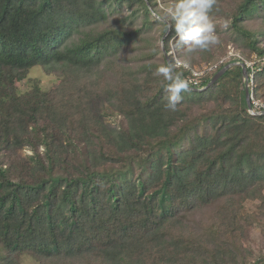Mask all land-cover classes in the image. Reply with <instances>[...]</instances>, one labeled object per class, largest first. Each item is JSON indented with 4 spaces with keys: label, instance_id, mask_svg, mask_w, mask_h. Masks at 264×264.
Returning <instances> with one entry per match:
<instances>
[{
    "label": "trees",
    "instance_id": "obj_1",
    "mask_svg": "<svg viewBox=\"0 0 264 264\" xmlns=\"http://www.w3.org/2000/svg\"><path fill=\"white\" fill-rule=\"evenodd\" d=\"M169 2L0 0V264H264L249 244L264 241V114L248 108L241 65L209 86L264 57V0H216L209 15L233 6L240 49L219 57L166 28ZM169 60L188 64L175 111L157 71ZM37 66L55 90L19 87Z\"/></svg>",
    "mask_w": 264,
    "mask_h": 264
},
{
    "label": "clouds",
    "instance_id": "obj_2",
    "mask_svg": "<svg viewBox=\"0 0 264 264\" xmlns=\"http://www.w3.org/2000/svg\"><path fill=\"white\" fill-rule=\"evenodd\" d=\"M215 3L216 0H170L167 5L159 4V15L166 22L167 29H174L188 51L207 49L209 45L219 43L215 24L209 15ZM156 14L153 12V15ZM159 46L164 48L162 40L159 41ZM181 66L188 68L187 63L181 64V61L176 60L157 69L164 80L170 82L165 89L168 100L166 107L173 111L183 99L181 92L188 90V83L182 78L183 74L175 72ZM28 154L31 155V152L28 151Z\"/></svg>",
    "mask_w": 264,
    "mask_h": 264
},
{
    "label": "rangeland",
    "instance_id": "obj_3",
    "mask_svg": "<svg viewBox=\"0 0 264 264\" xmlns=\"http://www.w3.org/2000/svg\"><path fill=\"white\" fill-rule=\"evenodd\" d=\"M227 4L228 5L225 4L221 8L223 14L217 18L216 24H215V34L219 38V43H217V45L220 47V48H218V51H219L218 57L221 56V53H222V56H224L225 54L227 55L228 51L234 50L233 52L236 54H239L238 52H240L238 45L232 41L230 34H227V28L229 26V21L226 20L227 17H225L226 14H224V13L228 12V10H232V8H233V6L230 7L229 3H227ZM154 36L157 39L156 35H154ZM156 42L159 44L158 39L156 40ZM155 61L157 63H163V60L161 57H157L155 59ZM169 62H170V60H169ZM210 70H212V69H210ZM105 80H107V79H105ZM32 81H39L41 83V85L43 86V88L51 89V90H55L59 84V80L57 79L56 76L45 74L43 68H41L40 66L34 67L30 71L29 78L26 79L25 81L21 82L19 84V87L23 90H27V88L30 87V83ZM107 123L112 128H116V127H118L117 124H119V118H108ZM28 151L31 152L30 148L26 147L25 149H22L16 153L8 154V157L10 160H12L14 162H21L26 157L30 156L28 154ZM254 208L255 207H253V206H249L248 210L252 211V210H254ZM250 238H251L252 242L249 244H251V246L253 248H255L256 251H259V250L264 248V244H263L264 241H263V238L261 237L259 232H253ZM21 260H22V264H36L35 260H33L29 255H23L21 257Z\"/></svg>",
    "mask_w": 264,
    "mask_h": 264
},
{
    "label": "built area",
    "instance_id": "obj_4",
    "mask_svg": "<svg viewBox=\"0 0 264 264\" xmlns=\"http://www.w3.org/2000/svg\"><path fill=\"white\" fill-rule=\"evenodd\" d=\"M241 63H243L247 70L248 69H252L253 70V74L252 75H249V79H250V82H251V86L254 84V75L256 72H259L261 69L259 70H255V67L257 64H262L264 65V57L263 58H260L258 57L257 55H253L251 60L250 61H242V60H239ZM251 86H250V89H251ZM251 106H252V110H250L251 114L252 115H261V114H264V102L260 101V100H257L255 99L253 93H252V90H251ZM258 110H261V112H256Z\"/></svg>",
    "mask_w": 264,
    "mask_h": 264
},
{
    "label": "water",
    "instance_id": "obj_5",
    "mask_svg": "<svg viewBox=\"0 0 264 264\" xmlns=\"http://www.w3.org/2000/svg\"><path fill=\"white\" fill-rule=\"evenodd\" d=\"M235 65H241L243 68V74H244V81H245V92H246V99H247V104H248V108L249 110H252V106H251V82L249 79V75H248V70L246 68V66L241 63L240 61H234L230 64H228L227 66H225L214 78L213 80L210 82L209 86L215 84L230 68H232Z\"/></svg>",
    "mask_w": 264,
    "mask_h": 264
}]
</instances>
